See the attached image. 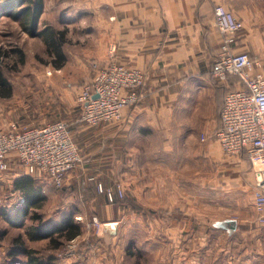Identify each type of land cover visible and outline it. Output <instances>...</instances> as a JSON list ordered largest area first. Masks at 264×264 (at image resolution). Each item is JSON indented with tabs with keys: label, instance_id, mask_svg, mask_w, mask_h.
Here are the masks:
<instances>
[{
	"label": "crops",
	"instance_id": "obj_1",
	"mask_svg": "<svg viewBox=\"0 0 264 264\" xmlns=\"http://www.w3.org/2000/svg\"><path fill=\"white\" fill-rule=\"evenodd\" d=\"M218 3L243 20L234 50L247 51L264 73V0H45L41 19L58 15V24L46 22L67 35L69 21L77 24L79 37L64 44L68 60L59 68L78 67L74 82L91 80L112 59L145 72L141 99L121 119L86 124L87 149L67 176L124 184L138 210L106 204L107 215L114 209L106 223L155 222L174 239L188 237V222H212L211 206L238 200L243 180L254 185L248 156L226 154L215 137L227 91L242 87L238 75L220 81L213 73L223 37ZM102 147V158L94 157Z\"/></svg>",
	"mask_w": 264,
	"mask_h": 264
},
{
	"label": "rangeland",
	"instance_id": "obj_2",
	"mask_svg": "<svg viewBox=\"0 0 264 264\" xmlns=\"http://www.w3.org/2000/svg\"><path fill=\"white\" fill-rule=\"evenodd\" d=\"M57 16L47 14L40 18L39 27H43L46 21L58 24L60 20ZM69 22L71 26L67 42L73 46L79 33L76 22ZM0 47L13 57L9 66L3 67L13 85V94L10 97L0 96V129L7 128L11 122L25 127L63 119L69 122L83 156L87 149L84 144L87 126L81 120V109L76 97L85 81L74 82L75 79L71 78V74L79 68L74 65L68 66L65 71L55 68L49 62L50 56L42 38L29 35L21 29L18 21L5 16L0 17ZM19 50L25 54L24 62L19 59ZM76 167L78 165L69 173ZM16 170L0 172V264H11L10 260L14 258L25 260L22 253L9 254L12 237L18 232L24 234L28 246L47 256L55 254L57 264H264V224L256 220L252 208L254 185L246 180H243V187L237 191L235 198L238 200L231 197L225 207L211 206L212 222H188L191 227L187 234L190 235L174 239L166 228L160 229L155 222L125 220L105 223L103 216L112 217L113 207H109L108 215V206L105 204L99 206V210L103 211L101 216L91 214L90 209L96 208L98 199L92 197L87 201L89 196L83 195L78 187L72 189L73 182L67 181L66 187L61 190L50 184L46 177L47 183L42 184L45 185L48 200L46 206L39 210L43 214L42 219L53 218L66 209L77 213L76 219L82 224V235L76 238L75 251H71L69 241L53 249L48 239L30 240L24 227L16 228L8 222L6 213L13 212L15 205L21 202L20 192L13 188ZM98 182L102 181L95 177L85 181V184H93L100 193L102 191L98 188ZM64 191L65 195L62 194ZM94 216L110 224L107 227L113 233L109 245H101L99 239L96 245L89 247L87 239L90 233L94 231L102 236L105 226L103 224L99 230L88 228L87 222H91ZM26 222L33 220L27 219Z\"/></svg>",
	"mask_w": 264,
	"mask_h": 264
},
{
	"label": "built area",
	"instance_id": "obj_3",
	"mask_svg": "<svg viewBox=\"0 0 264 264\" xmlns=\"http://www.w3.org/2000/svg\"><path fill=\"white\" fill-rule=\"evenodd\" d=\"M214 15L223 37L213 73L220 81L227 80L229 74L238 75L244 84L227 91L221 110L222 126L215 137L226 154H247L255 171L253 208L257 222L264 224V73L256 70L259 62L247 51L234 50L235 35L243 28V20L223 3L215 5ZM144 82L145 72L141 68L110 60L78 91L81 120L96 125L121 119L123 110L141 99ZM81 161L80 147L66 120L25 127L11 122L7 128L0 129V172L17 165L24 174L46 175L60 186L66 173ZM98 188L110 200L115 188L120 196L124 194L121 182H116L115 188H104L98 182ZM105 223L94 216L87 227L99 230ZM77 237L69 240L71 251L76 249Z\"/></svg>",
	"mask_w": 264,
	"mask_h": 264
},
{
	"label": "trees",
	"instance_id": "obj_4",
	"mask_svg": "<svg viewBox=\"0 0 264 264\" xmlns=\"http://www.w3.org/2000/svg\"><path fill=\"white\" fill-rule=\"evenodd\" d=\"M45 0H0V17L5 16L18 21L21 29L27 32L31 36L41 37L46 45V51L50 56L49 62L55 68H62L67 60L68 55L64 49V44L69 41L66 29H60L56 26L46 23L43 27H39L40 18L44 11ZM19 59L21 62L25 60V54L23 51H18ZM10 59L9 61H7ZM13 59L9 52L0 47V96L10 97L13 94V85L3 71L4 66H9ZM241 80V79H240ZM242 82V81H241ZM244 86L242 82V87ZM231 90V89H229ZM53 119L47 122L55 121ZM46 123V122H44ZM43 123V124H44ZM21 127V126H20ZM105 153V149L102 147L95 150L93 156L102 158ZM82 154V152H81ZM244 154H246L244 152ZM84 155V152H83ZM247 155V154H246ZM16 168V177L13 181V188L20 192L21 202L17 203L13 212L6 213L8 222L16 228H25V234L30 240L48 239L50 246L53 249L60 248L65 241H69L82 233V224L76 219L77 213L62 210L59 214H55V217L43 220V214L39 211L46 206L48 200V194L45 191V185L47 183L44 179L48 176L41 175L35 176L32 174H24L20 168L12 166L11 169ZM72 170V169H71ZM20 171V172H19ZM70 170L66 173L62 185L57 186L49 177L50 184L57 186L59 189H63L67 184V176ZM105 187L110 185L108 180L103 177L101 179ZM116 184V183H115ZM115 184L111 187L115 188ZM79 188L83 195L90 198L98 199L95 204L96 208L90 209L91 214L102 215L103 211L99 210L100 205H106L112 203L115 208V212L118 209H122L125 206H131L135 211L138 210V204L136 199L128 192L124 191V194L120 196L117 189H114L113 200H110L108 194L105 191L100 193L93 184H85L82 180L79 183H73L72 189ZM64 190V189H63ZM65 195V191L62 192ZM68 194V193H67ZM107 206V205H106ZM101 212V213H100ZM27 219L33 220V222H26ZM37 221V222H36ZM93 231V230H91ZM113 233L107 225L103 226V235H99L94 231L90 233L87 243L89 247L96 245L97 240L100 239L101 245H109L112 242ZM22 232L16 233L12 237L11 247L9 248V254L16 255L22 253L25 255V260L21 261L14 258L11 264H57L58 258L55 254L45 255L38 249L28 246L26 238L23 237ZM98 244V243H97Z\"/></svg>",
	"mask_w": 264,
	"mask_h": 264
},
{
	"label": "water",
	"instance_id": "obj_5",
	"mask_svg": "<svg viewBox=\"0 0 264 264\" xmlns=\"http://www.w3.org/2000/svg\"><path fill=\"white\" fill-rule=\"evenodd\" d=\"M94 96H95V97H97V96H98V94H97V93H95V94H94Z\"/></svg>",
	"mask_w": 264,
	"mask_h": 264
}]
</instances>
